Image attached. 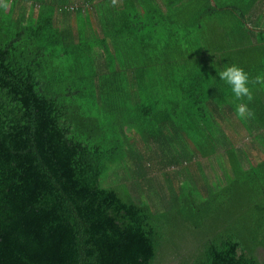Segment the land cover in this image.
Returning a JSON list of instances; mask_svg holds the SVG:
<instances>
[{
  "label": "trees",
  "instance_id": "trees-1",
  "mask_svg": "<svg viewBox=\"0 0 264 264\" xmlns=\"http://www.w3.org/2000/svg\"><path fill=\"white\" fill-rule=\"evenodd\" d=\"M241 104L263 143L264 0H0V264H264Z\"/></svg>",
  "mask_w": 264,
  "mask_h": 264
},
{
  "label": "rangeland",
  "instance_id": "rangeland-1",
  "mask_svg": "<svg viewBox=\"0 0 264 264\" xmlns=\"http://www.w3.org/2000/svg\"><path fill=\"white\" fill-rule=\"evenodd\" d=\"M244 104H241L240 106H243ZM248 112L245 113V118H240L237 115H233L230 118L229 124L225 125V123H223L221 125V128H219L221 130V133L224 134H220L218 139L221 141L222 144L224 143H228L230 145V143L228 141L225 140V138L223 137V135H226L228 137L231 138L232 142L237 145V147H244L247 146L249 148L252 149V156L254 158H256L257 162H259L260 160H262L264 158V153H263V149H264V142L260 143L261 141H255V145H253L252 140L249 139L250 135L247 132L246 128L244 127V125L241 123V119H246ZM220 124V123H219ZM234 136L238 137V141L234 140ZM254 137V136H253ZM230 140V142H231ZM204 164V162H203ZM245 168H248V164L245 163ZM136 169L135 165L131 163V161L124 163L123 165H119L116 166L115 168L112 169L111 175L109 177V179H107L106 181V185H113V186H118V185H122L125 184L127 182V179L129 178L130 180H133L132 174L134 173L133 171ZM130 170V172L128 171ZM178 171V170H176ZM218 177H222L223 176V169H217L212 177H209L210 180H216V178L214 176ZM162 177V176H161ZM162 179V178H161ZM147 185V184H146ZM146 187V186H145ZM159 193V190L157 192V194ZM156 191L153 190V195H150L149 197L151 198L152 202L155 204V206L157 208H160L162 210H164L165 208L164 205L162 204L161 200H165L166 201V197H161L162 193L157 196ZM193 238L191 237H187L186 241H187V249H190L193 246L194 243ZM164 244L167 245V247H169V243H167L166 241L164 242ZM169 253V252H168ZM190 253L185 252L183 256H187ZM172 254H168L165 255L164 258L167 259L168 261H165L166 263L164 264H179L178 260H174V257L171 256ZM259 255V259L262 263H264V250H260L258 252ZM161 259V252L159 253V257L158 260Z\"/></svg>",
  "mask_w": 264,
  "mask_h": 264
},
{
  "label": "clouds",
  "instance_id": "clouds-1",
  "mask_svg": "<svg viewBox=\"0 0 264 264\" xmlns=\"http://www.w3.org/2000/svg\"><path fill=\"white\" fill-rule=\"evenodd\" d=\"M218 75L220 80L231 88V92L236 98L247 97L251 100V93L248 87L249 77L242 68L236 65L224 66ZM246 112H248L246 105L239 106L237 109V114L240 118H245ZM248 115H251V113L248 112Z\"/></svg>",
  "mask_w": 264,
  "mask_h": 264
}]
</instances>
